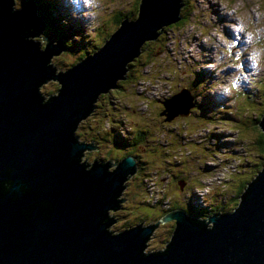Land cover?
Instances as JSON below:
<instances>
[{
	"label": "water",
	"instance_id": "95a60500",
	"mask_svg": "<svg viewBox=\"0 0 264 264\" xmlns=\"http://www.w3.org/2000/svg\"><path fill=\"white\" fill-rule=\"evenodd\" d=\"M183 4L140 0L138 16L122 19L102 45L57 71L50 61L64 46L48 34L43 48L32 39L45 27L35 2L16 8L0 0V264H264V164L232 210L200 217L177 207L113 230L109 211L125 201L136 157L82 159L97 146L78 138L80 121L126 78L143 44L181 19ZM51 79L58 88L45 98L40 87ZM161 102L167 121L195 105L186 87ZM257 123L264 142V111ZM170 219L165 246L146 249Z\"/></svg>",
	"mask_w": 264,
	"mask_h": 264
},
{
	"label": "rangeland",
	"instance_id": "374dc122",
	"mask_svg": "<svg viewBox=\"0 0 264 264\" xmlns=\"http://www.w3.org/2000/svg\"><path fill=\"white\" fill-rule=\"evenodd\" d=\"M21 1L14 0V6L19 7ZM34 1L40 12H46L45 0ZM138 1L101 0L100 6L93 13L85 6L84 0H47L49 9L55 13L56 26L64 30L60 38L75 46L72 50H65L52 57L51 62L56 70L68 68L71 62L78 60L79 55L91 53L96 46L101 45L117 25L118 11L133 18ZM186 2L187 8L192 10L184 23L167 29L165 51L158 57L156 55L143 69L140 79L127 84V88L121 91H125L122 96H119L121 93L116 87L110 88L111 91L106 92L105 96L111 100L122 97L127 109L135 111L133 116L127 113V120L123 118L121 103L120 106L118 104V109H112L121 114L122 121L116 126L122 136L126 124H133L134 119H138L140 123L160 121L157 112L161 107L156 98L168 97L165 93L169 89L176 91L187 86L193 91V99L197 100L198 106L190 114L177 116L166 125L162 124L159 133L154 135L157 136L158 146H166L174 164L165 167L157 162L163 154L156 159L149 158L151 164L157 162L151 168V175L149 170H143V175H148L144 177L145 191L142 199L151 204L152 207H147L149 213V209L157 211L169 201L171 204L186 203L191 199V194L197 193L201 195L197 201L198 207L205 210V213L211 210L210 202L217 205L228 200L237 189L232 176L239 174L237 168L240 165L228 174L231 175L230 178L222 181L217 179L220 177L219 173L214 175V172L227 156L235 157L240 162L251 153V147L246 145H251L255 127L243 129L239 126V121L243 117L250 122L264 109V0ZM50 31L57 36L55 31ZM40 34L37 38L45 35L43 31ZM255 52L260 53L256 70L253 69L250 58ZM234 81L238 82V90L233 88ZM55 87V81H49L40 89L43 94H47L54 92ZM225 89H231V94H226ZM223 109H232L233 112H224ZM110 115L111 112H108L100 117L104 126ZM240 128L245 135L241 134ZM248 136L251 137L247 138ZM125 151H117L118 156H122ZM91 153L93 151L87 154ZM147 156L155 157L157 152L146 150L142 157L147 159ZM89 157L87 156L88 162H91L94 158ZM215 161L216 164L208 165ZM137 166L139 168L138 160ZM183 167L185 168L181 171ZM174 172L178 173L176 178ZM132 176L127 178V183ZM180 185L186 189L182 191ZM192 186H197L198 190H194ZM131 194L133 184L129 183L124 195L131 197ZM202 197L206 199L204 202ZM162 200L163 203H160ZM133 203L135 200L128 201L126 198L122 205L126 210L134 209L131 208ZM140 212L141 217H145L147 221L152 219L153 214L146 216L149 213L142 209L134 211V215L129 212L118 215L121 221L134 222L138 220L135 215ZM110 228L119 230L120 227L112 224ZM168 239L163 226L159 231H154L146 249L162 248Z\"/></svg>",
	"mask_w": 264,
	"mask_h": 264
},
{
	"label": "trees",
	"instance_id": "16d2710c",
	"mask_svg": "<svg viewBox=\"0 0 264 264\" xmlns=\"http://www.w3.org/2000/svg\"><path fill=\"white\" fill-rule=\"evenodd\" d=\"M187 8V5H185ZM45 8L46 12H40L38 10V14L41 18H43V21H45L46 24L49 26L44 30V33H52L50 30L55 31L57 36L60 37L62 34H64V30L61 27L56 26L55 23V13L49 9V3L47 0H45ZM190 10L183 9L182 11V18L177 21L175 24H182L188 17V14H190ZM133 15V14H132ZM124 16L120 11H118L117 16V23H119L120 19ZM172 24L168 25L166 28L171 27ZM165 28V29H166ZM66 31V30H65ZM167 32V31H166ZM166 32L161 33L158 37L152 40H148L143 44V49L140 55H138L136 58H134L130 63H128V71L126 73V78L122 80L117 81V87L116 90L122 94L124 92H121L122 90H125L127 88V84H132L136 80L141 78V73L143 69L150 64L151 61H153L154 57L157 55V57L160 55V53L164 52L167 47V36ZM61 33V34H60ZM105 39V38H104ZM64 50H72L75 46L67 41L64 40L63 42ZM62 51V52H63ZM83 56V55H82ZM81 56L79 55L78 59ZM73 63V62H71ZM51 93V92H49ZM47 93V94H49ZM46 94V95H47ZM107 93L100 94L97 102L95 103V108H93V111L90 113L89 116L84 118L82 121H80L76 134L78 135V138L88 140L91 142H94V144L97 145V148L93 150V153L83 155L82 158L88 160L92 158H99L104 161H107L108 159L114 161L117 159L118 152L126 150L124 152V155L133 153L137 160L139 161V168L136 171V173L130 178L127 185L129 183L133 184V194L129 196L124 195L128 201L135 200V203L132 204L131 208L134 209H125L124 205H120L119 208L116 210V213L123 214L125 212H129L130 214L134 215V211H137L138 209H142L145 212H148L147 207H152L151 204L145 200L142 199L143 193L145 191V179L144 177L147 176L143 175V170L147 169L149 170V175H151V168L154 164L157 162L162 163L163 166L169 167V165L174 164L172 158H170V153L167 151L166 146H158V139L157 136H154L155 134L159 133V129H161L163 126L162 124L166 125L167 122H162V120L155 121L154 123H140L138 119H134L133 124L127 123L126 127L123 129V136L119 134L117 131V123L122 121V117L119 111H112L113 108L118 109V104L120 106L121 103V112L123 113V118L128 119V116L126 117L127 113L131 114L133 116V113L135 111H129L127 107L123 104L124 101L122 100V97L115 98V100H111L109 98H105ZM134 110V109H132ZM224 112L230 111L233 112L232 109H223ZM111 112V115L107 117V125L104 126L103 119L100 118L104 113ZM261 112L254 116L250 122H247L248 118H243L239 121V126L243 129H248L250 127H255V136H252V142L251 145H246V147H251V153L247 156H245L241 161L235 160L233 165H235V169L237 168L238 164L240 165L239 168H237V172H239L238 175L232 176L233 180L236 181L237 189L236 191L232 193V195L229 196L228 200H225V202H219L214 207H211L210 211L208 213H212L213 211H229L233 209L237 203H238V197L239 194L243 191L244 187L248 183V181L253 178L258 170L261 168V166L264 164V142H263V132L261 129L256 127L258 125L257 121L261 117ZM241 130V134L245 135V132ZM165 130V129H164ZM163 130V131H164ZM251 136H248L247 138H250ZM246 138V137H245ZM151 141V142H148ZM129 142V144H127ZM148 142V143H147ZM160 148V149H159ZM145 149V150H144ZM146 150H149V152L154 153L157 152V156H147V159L143 158V153ZM118 151V152H117ZM140 154V156H139ZM163 154V157L160 159V161L154 162L153 164L150 163L149 158L156 159L158 157H161ZM124 155L120 156L123 157ZM232 157V156H231ZM230 156L226 157V160L223 161V164L220 165L216 170L222 169L226 164H228L231 160ZM235 158V157H234ZM239 162V163H238ZM216 163V161H215ZM222 166V167H221ZM185 167L181 169V171L184 170ZM230 170H224L221 172L220 178H230L231 175L229 174ZM180 172V171H179ZM175 173V172H174ZM178 173H175V178ZM174 178V179H175ZM180 180V179H179ZM224 185V184H223ZM166 200V199H165ZM164 200L160 201V203H163ZM190 201V200H189ZM141 207V208H140ZM182 207L184 209H188L191 207L188 205V203H181V202H174V204H171V201L168 202V204L163 205L160 208V215L165 214L171 209ZM151 213L146 216H150L154 214L156 211H152L149 209ZM158 210V209H157ZM205 211V210H204ZM142 215L141 212L139 214ZM138 214H136V219H139ZM119 217V216H118ZM143 217V216H142ZM131 220H124L121 221L120 218H118V223H115L114 226L120 227L119 229H122L123 225H129ZM131 225V224H130ZM172 228L167 231L168 237L170 236L172 232Z\"/></svg>",
	"mask_w": 264,
	"mask_h": 264
},
{
	"label": "clouds",
	"instance_id": "9594fccd",
	"mask_svg": "<svg viewBox=\"0 0 264 264\" xmlns=\"http://www.w3.org/2000/svg\"><path fill=\"white\" fill-rule=\"evenodd\" d=\"M84 2H85V6L87 7V8H89V10H90V12H93L94 13V10L96 9V8H98L99 6H100V3H101V0H84ZM139 2H140V0L138 1V4H137V10H136V14H135V16L133 17V18H135L136 16H138V5H139ZM183 2H184V4H183V6H182V8H181V10H180V13H181V15H182V11H183V9L185 8V9H187V10H189V8H186L185 7V3H186V0H183ZM36 3V2H35ZM15 7V6H14ZM36 9H37V5H36ZM37 11H38V9H37ZM191 12V11H190ZM37 13V12H36ZM38 16H39V14H38ZM183 16V15H182ZM40 17V16H39ZM41 18V17H40ZM124 18H127V19H129V20H132L133 18L132 17H130V16H128L127 14H124V16L120 19V21L122 20V19H124ZM182 18V17H181ZM42 20H43V18H41ZM120 21H119V23H117V25L113 28V30L114 29H116L119 25H120ZM179 21V20H178ZM44 23H45V21H43ZM177 22V21H176ZM176 22H174V23H176ZM172 25H173V23H171ZM170 25V24H169ZM171 25V26H172ZM168 25H166V26H164V28H163V31L161 32V33H163V32H166L167 31V29L168 28H166ZM47 28V25H46V23H45V27L42 29V30H45ZM166 28V29H165ZM170 28V27H169ZM112 30V31H113ZM160 29H158V31H159ZM111 31V32H112ZM42 32V31H41ZM111 32L105 37V39L103 40V42L109 37V35L111 34ZM45 35L46 34H48V33H44ZM249 35H251V34H249ZM53 38L55 39V40H58V39H61L62 41H61V43H62V45H63V42H64V40L62 39V38H60V37H58V36H56V35H54L53 36ZM148 41V40H147ZM103 44V43H102ZM101 44V45H102ZM100 46V45H99ZM99 46H96V48L97 47H99ZM41 48H43L44 46H40ZM142 49H143V46H142ZM63 50H64V48H63ZM62 50V51H63ZM62 51H61V53H62ZM94 51V50H93ZM92 51V52H93ZM91 52V53H92ZM86 54H88V53H84L83 54V56H81L80 58H82V57H84V56H86ZM259 55H260V53L259 52H255V53H253V55L250 57L251 58V60H252V62H253V69L254 70H256V65L259 63ZM54 56V55H53ZM52 56V57H53ZM79 58V59H80ZM78 59V60H79ZM51 60H52V58H51ZM77 60V61H78ZM76 62V61H75ZM50 63L53 65V63L50 61ZM74 63V62H73ZM73 63H71V64H73ZM54 66V65H53ZM60 70H62V69H59V70H57V71H60ZM49 81H55V85H56V87H55V90H54V92H51V93H49V94H43V96L45 97V98H47L50 94H53V93H55L56 91H57V88H58V82L56 81V80H53V79H51V80H49ZM49 81H47V82H49ZM47 82H45V83H47ZM43 85V84H42ZM41 85V86H42ZM41 88V87H40ZM233 88H236L237 90H238V82L237 81H234L233 82ZM41 90V89H40ZM111 91V90H110ZM190 91V90H189ZM42 92V91H41ZM109 92V91H108ZM225 92H226V94H231V89H225ZM99 98V97H98ZM98 100V99H97ZM93 111V110H92ZM91 111V112H92ZM263 111H264V109H263ZM262 111V112H263ZM261 112V113H262ZM90 115V114H89ZM88 115V116H89ZM188 115V114H187ZM187 115H179V116H187ZM86 118V117H85ZM165 120V119H164ZM80 139V138H79ZM82 140H84V139H82ZM88 141V140H87ZM94 149H96V148H93L92 150H94ZM91 150V151H92ZM124 155V154H123ZM118 158H121V157H118ZM83 160H85L84 158H82ZM235 158H233L232 159V161H234L235 162ZM88 161V160H87ZM234 162H230L229 164H227V166L228 167H226V166H224V167H222V169H218V170H216L215 172H214V175H216V174H218L219 173V176L221 175V172L222 171H224V170H230L229 171V173L232 171V170H235V165H233V163ZM208 164V163H207ZM208 165H213V164H208ZM112 168V167H111ZM214 179V178H213ZM213 179H211V180H213ZM219 181H222L223 179H221L220 177H218L217 178ZM202 185V184H201ZM127 187V186H126ZM194 190H198V188H197V186H195L194 188H193ZM124 191H125V189H124ZM124 191H123V195H124ZM198 195H199V193H197ZM192 196V195H191ZM204 198V197H203ZM194 210L195 211V213L197 214V215H199L200 217H202V213L201 212H199V210H200V207H198V206H194V207H190L189 208V211H192V210ZM232 210V209H231ZM205 212V211H204ZM134 224V223H133Z\"/></svg>",
	"mask_w": 264,
	"mask_h": 264
},
{
	"label": "flooded vegetation",
	"instance_id": "af4514ba",
	"mask_svg": "<svg viewBox=\"0 0 264 264\" xmlns=\"http://www.w3.org/2000/svg\"><path fill=\"white\" fill-rule=\"evenodd\" d=\"M26 0H22L21 1V3L19 4V7H22L23 6V4H24V2H25ZM34 1V0H33ZM35 2V1H34ZM187 6H188V4H187V2L185 3ZM35 6H36V3H35ZM19 7H16V8H19ZM37 15H38V11H37ZM41 31H43V33H44V30H41ZM41 33V32H40ZM48 35L50 36V38L53 40L52 41V43H56L57 42V40H55L54 38H53V34L52 33H48ZM39 36H41V34H39L38 36H32V39H34L35 41H38V40H40L39 41V43H40V46H45V44H46V40H44V39H42V37L41 38H37V37H39ZM157 99V98H156ZM159 102H160V99H159ZM160 110H158V115L160 116V119L162 120V122H167V120H164V115L163 114H160L161 113V111H162V109H163V106H162V104H161V102H160ZM177 117V116H176ZM176 117H174L173 119H175ZM172 119V120H173ZM172 120H170V121H172ZM93 151V150H92ZM124 154V153H123ZM122 154V155H123ZM194 186H192V188H193ZM180 189L182 190V191H184L186 188H184V186H182V187H180ZM186 203H188V205H192V203H191V201H189V200H187V202ZM122 203H120L119 204V206L121 205ZM118 209V208H117ZM117 209H115V210H110L109 211V214L110 215H113L115 218H117V220L113 223V224H115L117 221H118V213H116V210ZM199 212H203L201 209L199 210ZM160 213H161V211H160V209L159 210H157L156 212H155V214H153V216H152V219L151 220H149V221H154V220H157L158 218V216H160ZM140 218L138 219V220H136V221H134V222H130L129 223V225L130 224H133V223H136V222H139V221H144V222H149V221H147L146 219H145V217H141V216H139ZM160 218V217H159ZM112 225V224H111ZM118 226V225H117ZM126 226H128V225H126ZM126 226H124L123 225V227H126ZM163 226H165V228H166V232L170 229V227L172 228V226H174V221L173 220H168L167 222H163V223H160L159 225H158V227L156 228V230H160V228L161 227H163ZM122 227V228H123ZM112 229V228H111ZM114 230V229H113ZM166 242V241H165ZM164 242V243H165Z\"/></svg>",
	"mask_w": 264,
	"mask_h": 264
}]
</instances>
